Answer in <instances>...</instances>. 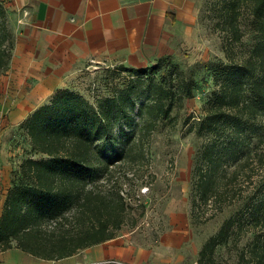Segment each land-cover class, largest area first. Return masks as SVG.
<instances>
[{
  "label": "trees",
  "instance_id": "obj_1",
  "mask_svg": "<svg viewBox=\"0 0 264 264\" xmlns=\"http://www.w3.org/2000/svg\"><path fill=\"white\" fill-rule=\"evenodd\" d=\"M5 2L0 0V18L9 13ZM211 5L226 60L202 63L205 80L211 75L215 87L192 126L201 142L193 155L191 217L198 220L201 206L225 215L197 261L218 264L219 247L235 241L236 264H264V181L231 207L222 202L228 184L264 156V0H212ZM10 35L0 40V67L11 59L12 46L2 47ZM246 36L251 47L239 51ZM172 55L141 67L122 65L130 81L92 101L74 89H58L18 124L26 143L3 195V249L15 246L53 260L116 236L126 200L120 192L96 189L98 177L134 162L144 152L141 137L173 120L176 108L200 87L195 70L183 69Z\"/></svg>",
  "mask_w": 264,
  "mask_h": 264
},
{
  "label": "rangeland",
  "instance_id": "obj_2",
  "mask_svg": "<svg viewBox=\"0 0 264 264\" xmlns=\"http://www.w3.org/2000/svg\"><path fill=\"white\" fill-rule=\"evenodd\" d=\"M211 3L212 0H197L198 13L194 29L186 32L184 41L179 43L172 55L183 69L195 70L200 87L194 97L186 99L182 106L176 108L173 120L162 121L152 133L141 137L144 152L134 162L120 164L111 173L101 174L95 184L100 192L114 196L120 192L126 200L123 223L115 230V237H118V245L126 248L131 260L93 257L92 253H96L99 244L80 249L71 256L53 260L33 256L15 246L8 249L0 246V264L198 263L202 244L217 231L225 215L213 208L201 206L198 220L193 222L191 217L193 155L201 142L192 126L202 115L204 105L215 87L211 75L205 80L206 71L202 63L206 60L214 63L218 59L226 60L222 50V34L215 29V20L211 18ZM5 4L7 6L6 2ZM16 16L9 11L0 18V40L3 34H11L3 41L2 47L10 50L16 38ZM245 41L246 45L238 48L239 51H248L251 47L252 39L249 36H246ZM122 65L129 64L119 59L89 61L69 79L66 88L74 89L92 101L97 96L109 93L117 85L130 81L128 72L120 69ZM8 68L9 62L0 67V200L3 199L13 172L24 155L26 143L18 125H8V109L1 107L6 97ZM262 149L264 151V147ZM247 175L251 177L248 178ZM260 180L264 181V156L260 159L256 157L246 173H241L237 181L228 184L222 202L231 207L233 201L246 196ZM181 210L188 212L190 239L179 248L171 247L163 235L171 229V212ZM237 255V243L231 241L219 247L216 260L218 264H236Z\"/></svg>",
  "mask_w": 264,
  "mask_h": 264
},
{
  "label": "crops",
  "instance_id": "obj_3",
  "mask_svg": "<svg viewBox=\"0 0 264 264\" xmlns=\"http://www.w3.org/2000/svg\"><path fill=\"white\" fill-rule=\"evenodd\" d=\"M16 14L7 70L9 126L18 125L68 85L89 61L119 59L145 66L176 51L197 18V0H6ZM3 199L0 200V209ZM163 235L171 247L190 239L188 212H171ZM118 237L98 243L93 257L129 259ZM131 260V259H129ZM196 263V262H195ZM193 263V264H195Z\"/></svg>",
  "mask_w": 264,
  "mask_h": 264
},
{
  "label": "built area",
  "instance_id": "obj_4",
  "mask_svg": "<svg viewBox=\"0 0 264 264\" xmlns=\"http://www.w3.org/2000/svg\"><path fill=\"white\" fill-rule=\"evenodd\" d=\"M120 262V261H119ZM195 264H198L197 262Z\"/></svg>",
  "mask_w": 264,
  "mask_h": 264
}]
</instances>
